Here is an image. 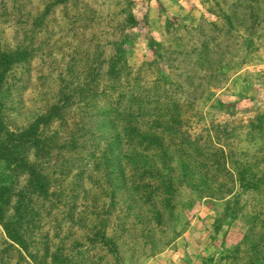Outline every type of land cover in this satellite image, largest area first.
<instances>
[{
  "label": "rangeland",
  "instance_id": "rangeland-1",
  "mask_svg": "<svg viewBox=\"0 0 264 264\" xmlns=\"http://www.w3.org/2000/svg\"><path fill=\"white\" fill-rule=\"evenodd\" d=\"M44 117L0 264H264V0H0V141Z\"/></svg>",
  "mask_w": 264,
  "mask_h": 264
},
{
  "label": "trees",
  "instance_id": "trees-1",
  "mask_svg": "<svg viewBox=\"0 0 264 264\" xmlns=\"http://www.w3.org/2000/svg\"><path fill=\"white\" fill-rule=\"evenodd\" d=\"M259 117L260 126H262V122ZM47 118L44 117L42 119L37 120L34 124H32L29 129L19 133H10L6 134L5 137L0 141V160L5 162L13 161L18 168H21L27 176V190L26 194L31 195L36 198H45L48 197L49 189H48V178L40 171L36 169L34 163H28L23 159L19 158V152L24 151L29 145H32L37 142L38 135V127L39 125L45 124L47 122ZM150 144H154V141H150ZM264 147L260 148L262 152V156L258 159V162L264 163ZM18 156V158L16 157ZM256 162V163H258ZM255 166L252 164V167ZM252 169L249 166L248 175L252 176ZM247 173H240L241 179L243 175L245 176ZM260 184L252 185V190L261 193L259 191L260 185L264 183L263 179H260ZM158 186V185H157ZM163 194L169 196L172 194V185H162ZM11 188L8 187H0V227L5 234L6 238L11 241V243L15 244L18 249H25V242L22 234V215H21V204L24 200V194L19 192L16 195H13L10 191ZM15 196L16 199L14 201V206L10 207V200ZM10 211L14 213V217H8V213ZM264 243V239L262 241ZM264 246V244H263Z\"/></svg>",
  "mask_w": 264,
  "mask_h": 264
}]
</instances>
